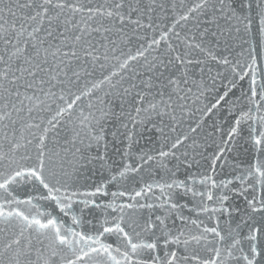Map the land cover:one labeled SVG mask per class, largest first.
Listing matches in <instances>:
<instances>
[{"label": "snow or ice", "instance_id": "obj_1", "mask_svg": "<svg viewBox=\"0 0 264 264\" xmlns=\"http://www.w3.org/2000/svg\"><path fill=\"white\" fill-rule=\"evenodd\" d=\"M0 264H264V0H0Z\"/></svg>", "mask_w": 264, "mask_h": 264}]
</instances>
